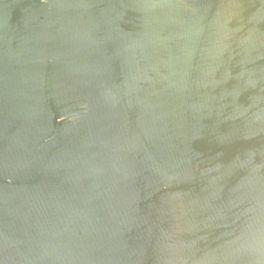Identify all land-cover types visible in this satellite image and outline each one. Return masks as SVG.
Here are the masks:
<instances>
[{"label":"water","instance_id":"obj_1","mask_svg":"<svg viewBox=\"0 0 264 264\" xmlns=\"http://www.w3.org/2000/svg\"><path fill=\"white\" fill-rule=\"evenodd\" d=\"M0 264H264V0H0Z\"/></svg>","mask_w":264,"mask_h":264}]
</instances>
